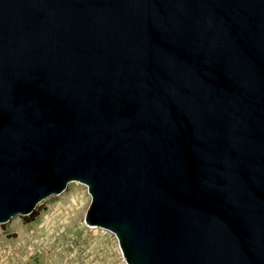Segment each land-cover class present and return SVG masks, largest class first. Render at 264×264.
I'll return each mask as SVG.
<instances>
[{"label": "water", "instance_id": "1", "mask_svg": "<svg viewBox=\"0 0 264 264\" xmlns=\"http://www.w3.org/2000/svg\"><path fill=\"white\" fill-rule=\"evenodd\" d=\"M72 181L128 264H264V0H0V224Z\"/></svg>", "mask_w": 264, "mask_h": 264}, {"label": "rangeland", "instance_id": "2", "mask_svg": "<svg viewBox=\"0 0 264 264\" xmlns=\"http://www.w3.org/2000/svg\"><path fill=\"white\" fill-rule=\"evenodd\" d=\"M90 201L87 185L72 181L1 223L0 264H128L114 232L85 222Z\"/></svg>", "mask_w": 264, "mask_h": 264}, {"label": "bare ground", "instance_id": "3", "mask_svg": "<svg viewBox=\"0 0 264 264\" xmlns=\"http://www.w3.org/2000/svg\"><path fill=\"white\" fill-rule=\"evenodd\" d=\"M63 198H65V196ZM74 200L77 201L76 197L74 198ZM15 225L18 226L19 228L22 227L20 224H17V223Z\"/></svg>", "mask_w": 264, "mask_h": 264}, {"label": "trees", "instance_id": "4", "mask_svg": "<svg viewBox=\"0 0 264 264\" xmlns=\"http://www.w3.org/2000/svg\"><path fill=\"white\" fill-rule=\"evenodd\" d=\"M33 213V212H32Z\"/></svg>", "mask_w": 264, "mask_h": 264}]
</instances>
